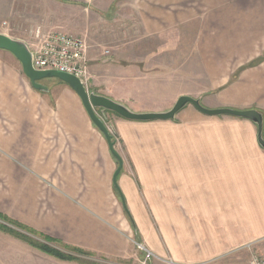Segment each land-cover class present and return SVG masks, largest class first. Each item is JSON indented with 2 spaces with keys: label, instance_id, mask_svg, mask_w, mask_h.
Segmentation results:
<instances>
[{
  "label": "crops",
  "instance_id": "obj_1",
  "mask_svg": "<svg viewBox=\"0 0 264 264\" xmlns=\"http://www.w3.org/2000/svg\"><path fill=\"white\" fill-rule=\"evenodd\" d=\"M133 4L147 36L199 22L193 46L207 65L218 64V71L201 85L188 75L191 86L182 89V72L150 71L149 53L128 56L127 67L114 65L108 73L106 64L92 62L96 54L90 51L92 84H102L108 73L112 85H124L129 93L112 95L98 86L89 91L137 112L168 111L188 94L208 108H255L264 115V59L232 80L230 75L264 51L260 43L255 48L264 32L263 0ZM64 7L60 0H0V26L64 31L70 20ZM1 50L9 54L0 55V213L108 259L131 254L128 230L133 229L125 206L139 241L180 264H223L239 251L247 254V245L257 241L256 248L264 250V147L254 121L206 115L192 104L171 120L119 116L114 126L127 150L118 194L117 158L76 92L59 78L52 83L56 88L37 90L17 68L14 54ZM229 61L236 64L228 66ZM49 79L57 78L44 80ZM57 89L53 101L49 93ZM246 258L240 264H248ZM53 261V255L0 229V264Z\"/></svg>",
  "mask_w": 264,
  "mask_h": 264
},
{
  "label": "rangeland",
  "instance_id": "obj_2",
  "mask_svg": "<svg viewBox=\"0 0 264 264\" xmlns=\"http://www.w3.org/2000/svg\"><path fill=\"white\" fill-rule=\"evenodd\" d=\"M60 1H63V4L65 5L64 9L69 12L70 17L69 23H67L69 29H65L64 32L86 36L91 45V52H93L92 54H96V56L93 57L94 60L92 62L94 63L95 61V63L99 62L106 64L107 69H105L107 72L110 71L111 67L113 69L114 65H118L123 68L127 67L129 63L125 60H128V56H139L146 53L154 56L149 64L151 69L150 71L157 70V72H162L167 75L170 74L171 76L173 75V73L182 72V89L191 86L190 84H186L189 81V79H186L188 78V75L192 76L195 79H191V81H195L199 85H201L202 80L206 78V75H208V73L211 75L218 71V64L210 63L207 65L202 60L200 52H196L193 46V38L198 31L199 22L192 23L190 29L187 27H183L182 29H171L166 34H162L160 36H147L145 35V31L143 30V24L140 19V11L137 10L136 5L133 4V0ZM48 7L51 8V10L53 9V11L56 9L55 6L51 7L48 5ZM83 14L85 16V21L81 20ZM3 25L7 26L5 22L3 23ZM3 27L0 28V31H2L0 33H5L13 38L17 36H25L27 41H31L32 30L36 27V24L30 25L27 29L22 27V25H20L19 27L17 26V28L13 30ZM43 28L47 30L54 29L44 26ZM261 34V37L256 41V50H258L259 43L264 45V32H262ZM107 50H109V53L105 54V51ZM4 54L9 53L1 50L0 55L4 57ZM263 59L264 51L260 55V57L252 59L251 61L241 65L237 71L236 76L231 73V80L236 78L242 70L258 64ZM15 63L17 64V66H19L17 68H19L20 72L24 74L22 70V64L17 59H15ZM233 64H236V62L229 61L228 66H232ZM209 67L210 70L208 69ZM108 73H106L107 76H104V78H100V81H103L102 84H98L95 86L94 84H92V77L89 83V90L95 87L97 88L98 86L99 89L102 90V92H107L112 95H114V93L116 92H119L121 94H128L129 92L124 85L118 86L117 88L111 84L112 79L108 78V75H110ZM103 75L105 74L103 73ZM167 75L164 76L167 77ZM54 80L57 81L59 79H49L43 80L41 82L44 85L46 84V86H53L52 83ZM57 86L58 85H54L53 87L56 88ZM57 91L58 89L49 93L50 97L53 98V101L56 97L55 94H57ZM158 91H160L159 88ZM107 117V124L114 136L113 139L115 140V148L121 154V156L125 158L127 150L126 146L123 142V139L119 137V134L116 132L114 126L115 121L119 116L113 112H107ZM116 192L118 193V191ZM7 217L12 219L9 216ZM0 222L14 230L22 231L18 227L12 225V223L1 219ZM130 226L133 229V232L128 230L131 254L130 256L128 255L125 259H108L94 254H81L74 251L65 250V247L62 249H64L65 252L69 254H76L73 255L75 256V258L64 260L54 256L53 264H141L143 253L139 249L137 244L140 241L136 239L137 236L134 232L135 229L132 224H130ZM135 226L137 227V224H135ZM31 237L39 240L43 239L42 237H36L34 235H31ZM52 244L53 246L61 248V246L57 243H51V245ZM262 246L264 247V244ZM245 253L246 252L244 251H239L238 253L231 255L229 258H234L232 262L233 264H240L243 259H245V256H247V261L250 259L251 252L247 251V254ZM77 255H82V259L78 258ZM5 258L6 257L4 256V259ZM229 258L225 257L224 260L226 261L223 264H231ZM214 264L221 263L217 262Z\"/></svg>",
  "mask_w": 264,
  "mask_h": 264
},
{
  "label": "water",
  "instance_id": "obj_3",
  "mask_svg": "<svg viewBox=\"0 0 264 264\" xmlns=\"http://www.w3.org/2000/svg\"><path fill=\"white\" fill-rule=\"evenodd\" d=\"M0 49L7 50L14 54V56L21 62L24 74L30 79L32 86L37 90L48 91L49 87L44 85L41 81L46 78L55 77L67 83L76 92L93 123L105 135L112 154L118 160V167L115 171L113 180L115 186L118 187L120 191L121 189L117 183V176L123 168L124 160L121 154L115 148V140H113V134L111 133L106 122L99 113L105 115L107 112H113L122 118L134 121L171 120L174 119L176 114L186 105L192 104L196 109L206 115H230L235 117L247 118L254 121L258 125L259 142L264 147V115L261 111L255 108H208L202 104L199 98H195L188 94H183L179 96L173 107L168 111L137 112L129 109L124 104L117 102L106 95L89 91L82 83L81 79L74 74L56 69H36L33 65V53L30 50L28 44L23 40L13 38L5 33H0Z\"/></svg>",
  "mask_w": 264,
  "mask_h": 264
},
{
  "label": "built area",
  "instance_id": "obj_4",
  "mask_svg": "<svg viewBox=\"0 0 264 264\" xmlns=\"http://www.w3.org/2000/svg\"><path fill=\"white\" fill-rule=\"evenodd\" d=\"M27 44L33 53V65L36 69H56L74 74L81 79L89 90L91 80V45L86 36L75 35L61 30H47L43 26L38 25L32 30V40ZM108 53L109 50L105 51V54ZM99 114L107 124V113L105 115ZM108 128L110 129L109 126ZM260 241L263 242L262 240ZM256 243L247 245L248 250L251 252L248 264H264V250L257 249L255 247ZM137 244L143 252L141 264H150L153 259L166 264H180L172 259L156 255L152 249L142 242Z\"/></svg>",
  "mask_w": 264,
  "mask_h": 264
},
{
  "label": "trees",
  "instance_id": "obj_5",
  "mask_svg": "<svg viewBox=\"0 0 264 264\" xmlns=\"http://www.w3.org/2000/svg\"><path fill=\"white\" fill-rule=\"evenodd\" d=\"M113 138H114V136H113ZM117 191L121 194V192L118 188H117ZM125 211H126V214L129 218L132 226L135 229L134 232L136 233V236H137L136 239L139 241L137 227L135 226L136 223H135L132 215L130 214L129 209L126 206H125ZM0 219L7 221L9 223H12V225L18 227L22 231L14 230V229L8 227L7 225L3 224L2 222H0V229L7 231V232H10L11 234L15 235L16 237L25 240L29 244L37 247L38 249H40V250H42V251H44L50 255L56 256V257L64 259V260H69V259H74L75 256L65 252V250H70V251H74V252L81 253V254H91L82 248L70 246V245L63 243L62 241H60L56 238L45 235L41 232H38L37 230H35L33 228H30V227L22 224V223L14 221L2 213H0ZM31 235H34L36 237H42L43 239L39 240V239H36L34 237H31ZM50 243H57L58 245L61 246V248H58L57 246H53ZM62 248H65V250Z\"/></svg>",
  "mask_w": 264,
  "mask_h": 264
}]
</instances>
